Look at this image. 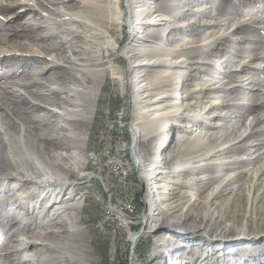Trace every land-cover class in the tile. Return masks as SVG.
Listing matches in <instances>:
<instances>
[{"label": "rangeland", "instance_id": "obj_1", "mask_svg": "<svg viewBox=\"0 0 264 264\" xmlns=\"http://www.w3.org/2000/svg\"><path fill=\"white\" fill-rule=\"evenodd\" d=\"M86 1L0 0V126L51 152L65 149L57 143H71L72 130L85 142L78 154L82 166L67 172L62 187L63 195L83 201V234L48 232L38 252L31 244L20 248L45 226L19 205L16 179L0 175V264H21L27 252L39 264H53L52 254L77 243L87 264H264V0H150V13H159L161 3L170 19L136 31L126 22L128 0H121V22L98 17ZM77 12L85 17L71 21ZM88 17L103 28L95 43L84 37L94 30ZM152 27L163 30L153 35ZM49 56L54 64L41 70ZM158 57L163 61L156 66L133 65ZM75 60H91L102 74L82 73ZM77 75L85 78L93 107L74 118L89 114L86 122L75 124L58 86ZM138 83L152 87V97L169 88L179 94L168 122L155 117L158 109H148L153 102L134 106L142 93ZM199 141L203 149L192 153ZM214 146L220 150L210 167L204 169L203 159L192 162ZM6 153L1 147L2 174ZM155 162L157 178H148ZM176 167V182L157 173ZM171 220L221 242L199 243L169 229ZM25 223L30 229L18 232Z\"/></svg>", "mask_w": 264, "mask_h": 264}, {"label": "bare ground", "instance_id": "obj_2", "mask_svg": "<svg viewBox=\"0 0 264 264\" xmlns=\"http://www.w3.org/2000/svg\"><path fill=\"white\" fill-rule=\"evenodd\" d=\"M151 1H157V0H151ZM151 1L150 0H128V4H129L128 11L127 10L126 11L129 12V15L126 13L127 14L126 22L129 25V28L136 31V28L142 27L143 24L159 26V25L165 24L167 20L169 21L170 18H168L167 16H165L163 12H161V9H160L161 3H158L156 6L157 11L159 13H155V14L150 13L151 11H153V7H154L151 5ZM86 2L90 10H92L91 8H95L94 10L99 15L98 17H101L102 19L111 18L110 20L114 22L122 21L121 19H118V16H117L118 13L122 15L123 14L122 12H124L121 8V0H87ZM137 2H141V3H137ZM107 12L112 13V14L110 16L109 15L107 16L106 14ZM148 13L152 15L148 17L147 16ZM81 15L82 14L79 12L72 13L70 16L71 21L74 19L78 20L80 17H81L80 19L85 17ZM120 15H119V18H122L123 15L122 16ZM141 15H144L143 18H140ZM87 19L88 20L85 23L92 22V25L93 26L95 25L92 20L93 18L91 19L90 17H88ZM169 27L171 26L168 25V28ZM102 30L103 28L94 26V30L92 31V33H90L89 35L87 34L86 36L84 34V37L88 41H91V43L93 42L95 43L96 42L95 39L98 38L97 36H101L103 34ZM162 30H163L162 28L152 27L150 28L149 33L156 35V34H159ZM86 48L87 50L89 49L93 51L92 45L87 44ZM31 52H33L35 55H43V54L46 55L45 52L43 53L41 51V49L32 48ZM47 58H48V64L44 65L41 70H46L54 64V60H55L54 57L49 56ZM158 58L159 59H148V60L144 59L141 61H136L133 65H136V66H140L142 64L155 65L156 63H161L163 61V59H160V57ZM92 63L93 62L91 60H88L85 63H80L77 60H75L74 62V64H79L78 69L82 73L93 76V77L100 76L102 74V71L100 70V68L95 67V63L94 64ZM138 69L139 67L135 69L136 73L139 71ZM140 74H137V77H138L137 80H140V77H141ZM79 75L74 77L71 80L72 82L70 84L58 86V90L61 93L65 92L64 95L62 96L63 101L67 104V107L65 108V112L67 113V115L69 114L73 117V118L71 117L70 120H76L74 122L75 124L80 121L86 122L89 118V114L86 115L84 119H74V118H77L80 116L84 117V113L89 110L90 104L93 107V101H92L93 99L91 100V96H90L92 93L88 92V88L84 80L85 78L84 77L80 78L81 76ZM148 86H146V84H143V83H138V90L142 93L139 96L140 98L137 97L134 100V106L136 108H140L141 103L153 102V105H149L148 109L149 110L158 109V111H156L155 117H158V116L167 117L166 120L168 122L170 120L169 116L175 115V113L177 112V109L175 108H177L176 103L178 101H176V99L178 98L179 94L171 92L170 91L171 89L169 88V89H166L168 92L165 91L166 93H161V94L159 93V95L157 94V96L152 97V95H154L153 88L148 87ZM148 96H151V97L146 99L145 97H148ZM85 100H86V103H85ZM155 121L160 122L162 121V119L157 118L155 119ZM77 133H78L77 131H74V130L71 131V135L69 137V142L71 143H67V142L57 143L58 145L62 146V148H65V149H62L60 151L57 150V151L51 152L47 150V147L44 144H41L39 146V143L35 141V143H37L38 145L36 146V144L33 143L32 140L28 139L27 137L26 138L20 137L19 139H14L10 137L9 133L4 129V127L0 126V137L3 140V143H0V148L3 146H6V150H7V153L5 154V159L7 161V165H6L7 171L2 174L1 169H0V175H6L7 177L12 176L16 179V182L14 185L17 186V189L19 187H22V191L19 192V194L16 197V199L19 201V205L25 208L26 207L29 208L31 210L30 212L33 213V216L35 217V219H37V223L45 226L43 229L37 230L36 233H34V235L32 236V238L30 239L24 238L23 240L24 245L21 246L20 248L25 247L26 244H31L34 246V249L36 248V250H33V251L38 252L36 245L39 243H42L41 239L48 232L57 233V232H62L64 230H68L72 237L73 236L78 237L82 235L83 230H85L84 226H82V224L79 221V212L83 205V201L80 200V198L73 199L71 195L65 196L62 194V187L65 183L67 172L72 171V170H77L82 166L81 164L82 160L80 159L78 154H79V151H81L80 143L82 145V144H85V142L84 140H82L81 137L77 136ZM201 143L202 142L199 141V143L192 145L190 147L191 152L192 153L196 152V148L200 149L202 147ZM68 149H72V151ZM219 150H220L219 148H216L214 146L207 151H203L202 152L203 156L201 155L202 153L200 155L195 154L191 157L192 162H197L200 159H203L204 162L202 163L208 164V166L204 168L206 169L210 167V164L214 163L211 157L218 155ZM156 162L154 163L153 168L146 170V171H149L147 173L148 178L149 177H152L153 179L157 178L156 175L152 174L154 173L155 170H157L158 164ZM200 164H195L193 166L195 168L196 165H200ZM178 168L176 167L171 170H158L157 173H166L167 175H165V177L168 178L167 181L176 182V180H172V176L175 175ZM156 180L158 181V179ZM158 184L161 185L160 183ZM158 193H161V192L158 191ZM32 195L34 196L30 197ZM50 206L54 207L53 209H51V211H49ZM70 218L72 221L69 223L68 219ZM147 218H148V215L143 216V219H147ZM67 221L69 223V227L66 226ZM12 223L13 222L11 219L9 220V222H6L4 224L3 228L8 229ZM63 227H66V228H63ZM168 227L172 231H175V232L180 231L182 233L187 234L188 236L186 237L188 238L189 237L190 238L196 237V239L198 238L199 243L202 242L208 245L211 242L218 243V244H220L221 242V241L220 242L218 241L219 238H215V237L212 238L206 233L196 232L195 230L190 229L191 227L189 228L181 227L180 220H171V223L168 225ZM28 229H30V227L28 223H25L22 227H19L17 231L21 233L22 232L26 233ZM138 238H139L138 233H133L131 235V239L134 242V244H137ZM55 244L61 247L59 245L60 241L58 242L49 241V245L51 247H54ZM80 248L81 247L79 246V243L74 244L72 250L65 249L62 251L63 254L66 253L65 259H64L63 254L59 256L52 254L54 258L51 259V261L53 264H57V263L87 264L88 254ZM27 253L28 254L24 258V260L23 261L21 260L22 261L21 264H27V262H29V264H39L37 260L34 259L35 257H33L35 253H32V252H27ZM48 263H51V262H48ZM41 264H45V263H41Z\"/></svg>", "mask_w": 264, "mask_h": 264}]
</instances>
